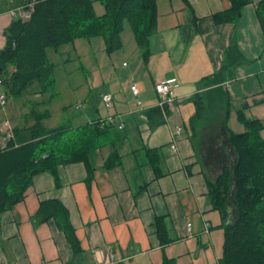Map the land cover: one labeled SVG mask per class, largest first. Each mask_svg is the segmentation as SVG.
I'll list each match as a JSON object with an SVG mask.
<instances>
[{
    "label": "crops",
    "instance_id": "1",
    "mask_svg": "<svg viewBox=\"0 0 264 264\" xmlns=\"http://www.w3.org/2000/svg\"><path fill=\"white\" fill-rule=\"evenodd\" d=\"M20 1L0 0V52ZM93 1L96 14L103 15L100 0ZM261 2L245 5L236 22L216 24L213 16L230 9L232 0H157L147 61L135 38L132 42L129 75L139 94L120 85L106 93L113 97V111L96 118L113 121L125 137L117 142L121 164L106 168L112 148H105L97 153L92 177L81 162L57 168L58 181L51 173L35 176L25 199L0 215V264H163L165 258L175 264H220L223 221L207 181L216 180L235 159L229 131L241 133L244 126L233 121L231 108L237 119L243 109L247 118L264 123V22L256 11ZM97 5L104 9L101 14ZM76 42L53 54L65 56L63 63L78 59ZM59 59L50 56L53 63ZM227 64L232 77L216 81ZM164 82L177 87L175 97L162 104L155 86ZM156 107L167 111L165 122L151 127L146 112ZM31 111L26 100L8 98L0 125L9 121L12 130L26 128L33 123ZM49 119L45 125L53 128ZM261 134L264 138V130ZM148 150L158 152L159 171ZM51 200L68 210L82 254L75 255L55 219L37 220L41 204ZM158 217L166 219L172 239L167 246L157 236Z\"/></svg>",
    "mask_w": 264,
    "mask_h": 264
},
{
    "label": "trees",
    "instance_id": "2",
    "mask_svg": "<svg viewBox=\"0 0 264 264\" xmlns=\"http://www.w3.org/2000/svg\"><path fill=\"white\" fill-rule=\"evenodd\" d=\"M100 2L105 9L101 16L96 14L93 0H21L18 4L21 7L33 3L34 7L30 19L16 18L5 32L7 45L0 52L1 89L14 100L30 96L27 102L32 106L33 123L26 128H15L14 137L6 146L0 145V215L25 199L35 176L41 173H51L58 181L57 168L81 162L92 177L97 153L105 148H112L105 161L106 168L121 164L117 142L125 137L113 121L92 119L81 125L71 122L48 128L45 121L51 114L40 109L55 98L57 65L50 60V50L59 52L79 39L103 37L107 52L113 54L122 49V33L125 23H129L143 59L148 60L149 42L157 23V0ZM251 3L252 0H232V7L215 14L213 19L216 24L236 22L241 18L242 8ZM256 11L264 22V2L258 4ZM11 67L14 71L10 73ZM219 76L220 81L232 77L228 64L215 78ZM35 95L41 98L33 100ZM164 110L156 107L146 112L151 127L165 122ZM237 115L244 131H229L228 135L235 159L216 180L207 181L211 202L223 221L225 243L220 264H264V138L261 134L264 123L247 118L243 109ZM3 137L0 131V139ZM147 153L159 171L158 152ZM38 211L39 222L55 219L75 255L83 253L68 210L60 201L43 202ZM155 220L160 243L167 246L172 239L167 233L166 219ZM163 264H175V261L165 258Z\"/></svg>",
    "mask_w": 264,
    "mask_h": 264
},
{
    "label": "rangeland",
    "instance_id": "3",
    "mask_svg": "<svg viewBox=\"0 0 264 264\" xmlns=\"http://www.w3.org/2000/svg\"><path fill=\"white\" fill-rule=\"evenodd\" d=\"M99 7L97 5L96 11L101 14L104 9ZM134 38L130 24L125 23L122 33L124 49H120L113 54L107 52L103 37L77 40L76 54L79 57L76 60L73 59L72 62L63 63L65 56L60 58V56L53 54L54 51H49L50 56H53L54 59L60 58L55 63L61 62V66L56 71L55 98L52 100L53 103L51 102L52 105L50 103V108L47 107L51 114L48 121L50 126L55 127L71 122L75 125L83 124L88 121L87 118L92 120L106 117L108 113L113 111V108H107L101 96L110 91H117L120 85L132 91L131 76L129 74L134 62L132 53ZM124 62L129 63L130 66L124 67ZM25 100L28 101V98H24ZM2 108L0 105V110ZM233 111L234 108H231L233 121L238 124L237 126H240L241 123H238L239 121ZM77 118L81 120L77 121ZM0 120L2 121L3 117ZM83 120L84 122H81ZM6 122L9 121H4L2 125ZM6 143L7 140L0 139V145L3 146Z\"/></svg>",
    "mask_w": 264,
    "mask_h": 264
},
{
    "label": "built area",
    "instance_id": "4",
    "mask_svg": "<svg viewBox=\"0 0 264 264\" xmlns=\"http://www.w3.org/2000/svg\"><path fill=\"white\" fill-rule=\"evenodd\" d=\"M33 7H34L33 3L28 4V6H21V7L13 9L11 11V14L16 18H21L22 20H28V19H30L31 14L33 12ZM2 80H3V75L0 72V86H2ZM176 87H177V85L175 83H171V82H164V83L156 84L155 90H156L157 94L160 96V99L162 100L161 101L162 104H164L165 100L170 101L175 97ZM131 90L133 92V95L137 96L139 94V89L136 85L133 84V86L131 87ZM103 101L108 108L112 107L113 97L111 94L104 95ZM7 102H8V96H7L5 91H2L0 93V105L2 107H4L7 105ZM161 103H160V105L162 108ZM121 128H122V126H120V129ZM0 131L4 134V137L2 139H4L5 141L6 140L8 141L9 139L14 137V131L12 130V127H11L9 122H6L5 124L0 125ZM180 131H181V128H178V133H180ZM4 146H6V144L3 145V147ZM172 148H173V150H176L175 145L172 146Z\"/></svg>",
    "mask_w": 264,
    "mask_h": 264
},
{
    "label": "water",
    "instance_id": "5",
    "mask_svg": "<svg viewBox=\"0 0 264 264\" xmlns=\"http://www.w3.org/2000/svg\"><path fill=\"white\" fill-rule=\"evenodd\" d=\"M2 73V71H0Z\"/></svg>",
    "mask_w": 264,
    "mask_h": 264
}]
</instances>
